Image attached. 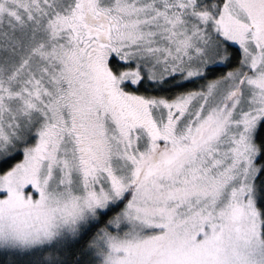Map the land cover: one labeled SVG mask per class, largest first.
<instances>
[{
    "label": "snow or ice",
    "instance_id": "obj_1",
    "mask_svg": "<svg viewBox=\"0 0 264 264\" xmlns=\"http://www.w3.org/2000/svg\"><path fill=\"white\" fill-rule=\"evenodd\" d=\"M0 264H264V0H0Z\"/></svg>",
    "mask_w": 264,
    "mask_h": 264
}]
</instances>
